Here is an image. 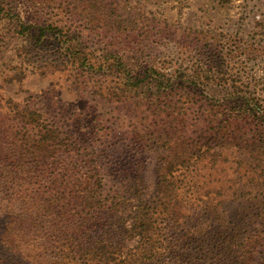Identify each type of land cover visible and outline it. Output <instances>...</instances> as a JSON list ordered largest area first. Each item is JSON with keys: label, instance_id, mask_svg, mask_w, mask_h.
Returning <instances> with one entry per match:
<instances>
[{"label": "rangeland", "instance_id": "374dc122", "mask_svg": "<svg viewBox=\"0 0 264 264\" xmlns=\"http://www.w3.org/2000/svg\"><path fill=\"white\" fill-rule=\"evenodd\" d=\"M82 1L86 0H0V93L18 101L27 96L26 103L48 124L69 140L75 139L78 151L88 153V159H96L104 193L119 188L118 195L129 199H164L168 192L153 193L162 182L156 169L164 170L170 160L166 183L176 190L170 192L174 199L168 204L169 208L175 204L174 217L170 220L164 213L155 223L157 234L164 231L159 236L162 248L169 247L148 262H186L202 257L195 254L198 246L235 249L239 245L241 249L251 248L247 264H264V155L239 148L232 139L230 144L223 143L207 129L202 114L207 103L221 102L224 93L218 92L223 85L238 83L229 81L233 68H216L214 81L203 84L202 71L212 63L205 50L180 52L164 35L151 41L147 51L133 62L126 59L125 64L116 65L113 62L118 54L123 56L122 37L103 38L106 28L102 27V17L93 18L90 13L83 16L86 9ZM105 2L113 3L115 15L143 11L147 18H153L147 24L150 27L210 29L216 38L220 33L233 36L251 28V16L263 18L260 9L254 7L251 13L237 0L223 5L212 0ZM57 30L59 36L55 38L53 31ZM66 47L72 53H65ZM51 59L56 62L50 64ZM149 61L161 72L158 75L148 69L153 78L145 92H157L161 100L153 96L154 101L143 102L138 109L128 100L106 101L83 90L76 92L68 78L74 70L96 82L142 71ZM178 69L186 73L184 80L178 79L182 78ZM243 70L247 77L242 84L243 95L256 97L261 105L258 113H264V85L253 83L262 79L264 70L253 62ZM14 72L23 77L19 82L13 80ZM221 74L228 79L224 84ZM156 79H161L159 88L155 87ZM212 89L217 99L207 95ZM187 92L193 95L186 96ZM241 125L245 129L242 137L249 138L248 124Z\"/></svg>", "mask_w": 264, "mask_h": 264}, {"label": "trees", "instance_id": "16d2710c", "mask_svg": "<svg viewBox=\"0 0 264 264\" xmlns=\"http://www.w3.org/2000/svg\"><path fill=\"white\" fill-rule=\"evenodd\" d=\"M212 1L223 5L236 0ZM237 1L251 13L254 7L260 9L263 18L255 20L251 16V28L233 33V36L220 33L217 35L220 38H216L210 29H169L162 26L160 30L159 27H150L147 24L152 23L153 18H147L143 11L131 16L115 15L113 3H104V0H86L81 5L87 12L83 16L90 13V17H102V27L106 28L103 38L109 41L115 36L122 37L123 56L118 54L113 62L116 65L126 59L133 62L147 51L151 41L160 40L164 35L178 46L180 52L205 50L208 62L212 63L202 71L203 84L214 81L218 76L213 78L216 68H233V79L229 81L238 83L223 85L218 92L224 93L221 94V102L207 103L202 110L203 118L207 129L214 136L221 137L223 143L230 144L232 139L235 146L248 148L261 156L264 155V113H258L261 105L256 97L243 95L242 84L247 78L243 68L249 62L264 70V0ZM39 28L42 31L47 26ZM53 32L58 38V30ZM46 33L43 32L39 38ZM211 40L217 41L216 44ZM64 51L72 53L67 47ZM53 62L56 61H49L50 64ZM148 69L158 75L161 72L149 61L142 71L132 70L130 74L96 82L88 76L81 77L74 70L70 71L68 78L71 77L76 92L83 90L106 101L128 100L138 109L143 102L154 101L151 99L153 96L161 100L159 93L145 92L153 78ZM179 72L182 78L178 79L184 80L186 73ZM187 74L190 81V71ZM227 75L231 76V73ZM12 76L17 82L23 78L18 72ZM221 76L224 84L228 79ZM156 80L158 84L155 87L159 88L161 79ZM258 81L264 85V73L261 80L253 82L254 85ZM141 86L146 87L137 93ZM213 90L207 95L217 99ZM188 94L193 95V92L185 95ZM26 99L27 96L18 101L0 93V264H166L148 260L161 256L169 247L164 245L162 248L159 236H163L164 231L157 234L155 223L164 213H168L170 220L174 217L172 208L175 204L170 208L168 204L174 199L170 192L176 190L170 189L166 183L167 170L172 166L170 160L164 170L156 169L162 182L156 185L153 193L168 192L166 197L162 196L164 199L155 196L146 201L129 199L118 195L119 188L114 193H104L96 159H88V153L78 151L75 139L69 140L48 124L36 109L26 103ZM241 123L248 124L249 138L242 137L245 129ZM185 158L183 155L182 160ZM250 251L251 248L241 249L239 245L235 249L198 246L195 254L202 257L167 264H247Z\"/></svg>", "mask_w": 264, "mask_h": 264}]
</instances>
